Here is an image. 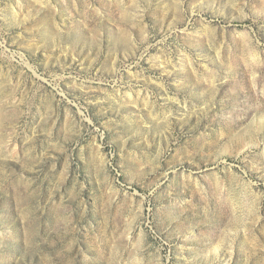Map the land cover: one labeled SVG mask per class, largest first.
Here are the masks:
<instances>
[{
	"label": "rangeland",
	"instance_id": "obj_1",
	"mask_svg": "<svg viewBox=\"0 0 264 264\" xmlns=\"http://www.w3.org/2000/svg\"><path fill=\"white\" fill-rule=\"evenodd\" d=\"M0 264H264V0H0Z\"/></svg>",
	"mask_w": 264,
	"mask_h": 264
}]
</instances>
